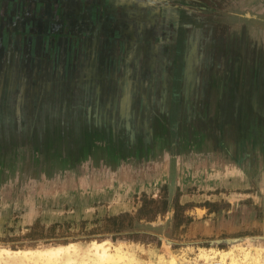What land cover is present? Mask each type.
<instances>
[{"label":"rangeland","instance_id":"374dc122","mask_svg":"<svg viewBox=\"0 0 264 264\" xmlns=\"http://www.w3.org/2000/svg\"><path fill=\"white\" fill-rule=\"evenodd\" d=\"M106 1L103 0L104 3ZM114 1L115 3H105L103 6L99 5L98 0H49V2L24 0L19 1L17 5L6 4V9L12 16L9 24L14 25L15 30L11 34L10 45L4 42L7 45L0 46V69L9 66L17 57L16 63L23 62V58L37 60L38 62L34 64L42 68V77L46 76L50 67L55 73H63L67 69L65 62L69 58V52L73 53L74 48L70 47L73 43L69 42L71 39L76 41V38L68 35L61 37L62 34L53 33L54 30L55 32L58 30V24L75 27L78 31L89 27H92L91 30H97L98 25L96 22V26L94 24L96 16L91 13L101 16L104 12L108 14L107 12L112 11L122 15L121 25H123L135 12L133 5L134 2L137 4V0ZM143 1L142 4L148 2L150 6L144 8L142 12L145 13L147 9L153 10L152 14L158 23L149 22L148 26L150 29L148 38L152 43L151 57L159 56L156 52L157 46L163 48L161 55L167 52L175 53V49L177 53L176 62L172 67L168 66V71L171 69L170 72L176 75V80L167 82L170 84L169 87L174 85L175 95L173 96L172 88H169L166 92H159L156 98L146 97L147 105L141 99L138 102L137 98L134 103L139 110L133 114L135 118H132L133 115L129 112L127 123L135 122L140 124L143 130L148 129L147 135H144L143 131L147 139L145 143L139 141V138L138 140L134 138V142L131 143L127 132H122L123 140L119 143L113 144V142L106 145L99 142L94 145L95 149L87 150V141L89 138L92 139L90 135L97 132L95 135H98L100 140L101 132L99 131L107 127L111 128L108 122L111 118L108 119L105 112L100 115L94 113L98 119L96 121L93 115L94 122L87 119L86 109L78 106L75 120L70 124L69 129L60 125L59 135L63 138H60L57 143L58 153L53 152L54 155L49 157L41 156L34 152L33 144L21 142L17 147L13 144L15 139L19 142L25 140L23 135L13 130L11 126L13 122L24 125L25 110L18 112L13 110L14 114H12L5 107L6 110L0 111V264H35L36 262L38 264H102L101 261H97L94 241H109L106 245L113 254L117 253L118 249H122L124 258L117 264H264V219L255 218L252 209L246 207L238 209L247 199H251L253 205L264 208V129L257 127L252 130L250 125L251 119L264 118V110L261 108L263 113L256 112L259 106L258 101L257 103L252 101V107L250 103L244 106V98L236 96L233 111L224 114L222 106H217L223 105V101L221 102L219 95L221 94L218 89L220 86L215 84L217 83L215 79L210 87L203 88L201 92L203 98L200 102L196 95L192 97L191 102L197 103L195 107L183 103L180 114L173 117L174 120L172 119V108L177 102H183L189 90L193 88L190 83L183 93L184 98L182 97L181 76L184 57L182 59L181 52L186 47L184 48L182 41L175 47L178 38L175 35L177 34L176 21L179 22L178 19H181L189 24L188 46L189 52L191 50L190 56H193L195 61L201 58L199 48L202 43L213 44L215 52L218 51V46L222 47L219 55L218 52L216 55L209 54L215 58L216 65H213V68L218 73L217 78L221 80L224 74L229 72L231 74L233 63H235L236 73H240L243 50L251 68L256 64L254 52L256 51L259 55L260 51L264 52V49L261 50L264 41H260L259 38L260 45L257 48V39L252 33V28L248 26L245 32L244 26L241 25H264V9L261 10V14L253 10L258 7L253 5L257 0H171L172 6H169L168 0ZM181 6L184 7L183 11ZM191 6L196 7V12H192L195 8ZM227 6L239 13V18L231 14L212 12L214 8L222 10ZM16 9L22 13L19 17L16 13L15 18L13 12ZM81 15L85 17L82 21L79 20ZM129 21L131 22L132 19ZM202 22L211 25L212 28L208 31L194 26ZM17 28L20 29V34L16 33ZM106 31L109 36L116 39L120 37V33L113 26H108ZM242 32L247 33L243 46L240 49V45L236 46V43L234 45L240 53L237 52L239 54L234 56L235 59L226 57L229 62L224 68V63H219L218 60L219 57H223V47L228 41V36L233 33L232 40L236 42V39L241 38ZM61 38L64 40L62 50L57 47ZM166 38L168 40L161 41ZM91 39L82 37L83 42ZM23 42L27 45H23ZM159 42L166 44L164 46ZM79 51L78 56L85 60L81 67L82 72L94 71V69L96 72L98 65H91L95 59V53L90 55L87 50L84 51L85 53ZM3 54L9 59L5 60L6 62L3 61ZM192 60L190 57V61ZM55 61L56 63L52 64ZM5 68L2 70L3 74H0V79L4 78L5 73L8 72ZM188 69V72H196V69ZM37 71H30L24 76L21 74V79L19 78L21 82L16 90L23 89L31 92L34 88L33 84L40 79L36 77ZM108 73L115 74L114 71ZM248 74L250 75L247 72L246 75ZM79 77L77 72L73 76L74 83ZM119 78L125 82L123 90L130 94L127 84L133 83L130 76L127 73H121ZM29 80L33 81V84L30 85ZM160 83L161 81H158L157 84L160 85ZM0 84L4 87L5 80L1 79ZM61 87L64 91L67 90L63 83ZM160 87L163 90L162 86ZM82 101L85 106L87 101L83 98ZM153 101L158 103L152 107ZM173 103L174 106H172ZM5 105L2 103V106ZM144 107L147 109H143ZM58 115L61 116L59 113ZM56 123L68 125L66 119L63 120L62 117L61 121L57 120ZM123 126L122 128H127V131L130 130L129 125L123 124ZM222 129L224 134H230L231 138L223 142L220 148L222 151L214 153L211 151L213 147L211 144L218 140V133ZM64 131L66 134L63 133ZM172 131L180 136L178 138L181 139L184 148L191 145L192 141L195 143L194 136H200L197 142L204 144L208 150L205 149L204 153L196 154L191 151L171 156L170 151L174 142L172 140L175 137ZM194 131L196 135L193 134ZM253 131L257 134L254 135ZM83 141L87 143L82 147ZM129 144L133 145L134 153ZM15 147L16 152H14ZM65 154H69L68 159H64ZM165 184L168 186L170 198H173L180 187L183 193L182 202H219L221 207L226 208L229 205L228 215L223 212L209 213L208 209L203 210V207L194 208L192 212L188 211L187 214L193 217V222L187 226L173 227L171 240L179 244L176 247L165 237L162 244L157 245L131 241L117 242L112 238L104 237L108 233H89L93 228L100 226L91 221L95 217L121 211L135 213L144 194L160 199L163 195L161 189ZM172 218L173 213L170 211L164 217L154 221L152 225L161 224L163 232L170 226L169 221ZM37 219H40L39 229L44 226V232L39 230L43 236L47 234L53 222L63 223L61 239L46 241L41 238L35 241L25 236L29 232V226ZM82 219L88 221L87 228L84 230L81 228ZM87 236H91L89 239L98 236L101 238L78 240L75 242V247L65 248L58 256L50 254V251L46 252L49 260L46 256L42 259L40 254L23 252L67 245L61 243L63 238L73 240ZM233 237L235 239H232ZM210 241L215 244L224 242L225 248L199 245L201 242ZM14 250H22V252H11Z\"/></svg>","mask_w":264,"mask_h":264},{"label":"flooded vegetation","instance_id":"af4514ba","mask_svg":"<svg viewBox=\"0 0 264 264\" xmlns=\"http://www.w3.org/2000/svg\"><path fill=\"white\" fill-rule=\"evenodd\" d=\"M23 2L24 0H0V46L5 45L7 42L8 45H10L11 40V34L14 32V25L9 24V21L11 22V12H8L6 9V4H13ZM49 2V0H47ZM106 1V0H105ZM108 1V2H107ZM105 3H115L114 0H107ZM47 2V3H48ZM99 5L103 6L105 3L103 0H98ZM144 3L143 0H137V4H135L133 7H135V12L131 14L130 18H128V22L121 25L122 21V15H119V13H112V11L104 12L103 15H96L95 13H91L96 16V21H94V24L96 26V23L98 25L97 30H91L92 27H86L88 29H82L80 31L77 30L75 27H70L69 25H63L58 24V30H54L53 33H60L62 36L68 35L69 37L76 38V41L74 39H69L70 44L73 43V45H70V47L73 48V53L69 52V58L67 62H65V66L67 65V69L63 71V73H55L54 69L51 67L49 68V71L46 73L45 77H42V68L35 66L34 63L38 62L37 60L32 59H25L23 58V62H17L16 59L13 60L12 63L9 64V66L3 67L0 69V74H3L2 70L7 69L8 72L5 73V77L1 78L2 80H5V85L3 87L2 84H0V111L1 110H10V113L14 114L13 110L15 111H22L25 110L26 117L25 121L23 122L24 125L21 126L20 122L12 123L11 126L13 127V130L19 132V134L23 135V138L25 140L18 141L17 139L13 140V144H16L17 147L19 143H27V144H33V150L35 153L41 156H47L50 155L53 156L54 153H58V146L57 143L59 142L60 138H63V136H60L59 129H61L60 125L63 128L69 129L70 124L73 123L76 117V111L78 109V106H82L86 109V116L87 119L92 120L96 119L98 120L95 115L98 113L100 115L102 112H105L108 116L107 118L110 119L108 122L110 123V127H107L105 129L100 130L99 135H101V139H98V135H95L96 133H92L90 135L91 138H89L87 150L88 149H95V146L97 143H105L106 145L115 142L122 141L123 137L121 136L122 132H127L128 136L131 138V143L134 142V140L143 141L144 143L147 141L145 139L144 135H147L148 129L143 130L142 126L140 124H137L135 122L133 123H127V119L129 118V112L133 115L137 110V106L134 103L135 100L138 98L143 100V103H146V97L150 99V97L156 96L160 94L159 92L163 91L166 92L167 89L172 88L173 96L175 95L174 91V85L171 87L169 81H175L176 75L173 73L171 74V69L168 71V66H173V64L176 62L177 53L176 49L174 50L175 53L167 52L166 54H160L161 49H163L161 46H157L158 50L157 55L159 56H152V50L151 48V40L148 38L149 36V22L151 23H157L155 21V16L153 13V10L147 9L145 10V13L142 12L144 8H149L150 3ZM169 6H172L173 3L171 0H168ZM198 3V2H197ZM257 8H253L255 11H259L261 14V10L264 9V1L257 0L254 2ZM148 4V5H147ZM181 5V4H180ZM187 7V6H186ZM185 7V11L186 8ZM194 10L192 12H196V7L191 6ZM21 8V7H20ZM184 7L181 6V11H183ZM93 11V10H92ZM188 11V10H187ZM95 12V11H94ZM212 12L217 13H226L231 14L232 16H236L239 18L237 13L234 9H231L227 6V8H224L220 10L219 8H214ZM15 18L16 13L18 14V17L21 16V11L14 10ZM183 13V12H182ZM146 16H145V15ZM24 16L26 14H23ZM94 16V17H95ZM144 19H143V18ZM154 17V18H153ZM84 16H80L79 20H84ZM132 19L130 22L129 20ZM147 19V21L145 20ZM179 22L176 21L177 24V34L176 37L177 41L175 42V47L177 45H180L181 43L184 44V50L181 52V57L183 59L184 57V68L182 67V76L181 79L183 80V90H182V97L183 93L185 92V88L191 83L192 89L189 90V94H187V97H183V102H177L176 106L172 108V119L173 117H177L181 110V105L184 103H188V105L191 107H195L197 103H192L191 99L194 95H196L199 102L203 98L201 92L203 91V88L210 87L212 82H215V79L217 83L216 85L220 86L218 89L220 90L219 94L221 96V102L223 105H217L222 106V110L224 114H229L233 111L235 107V97L242 96L244 98V106L248 105L250 103V107H252L251 102L257 103L258 105L256 108V112H262L264 110V52L260 55L255 53V61L256 64L253 68L249 66V63H247L244 50L243 53H241L242 56V68L240 69V73H236V67L235 63H233L232 72L230 74L226 73L221 77V80L219 77L217 78V71L215 68H213V65H216L214 56L218 52V55L220 51L222 50L221 46H218V51L215 52V48L213 47V44L210 43H202L200 46V52H201V58L195 61L193 56H190L191 50L189 52V46H188V25L186 22H183L181 19H178ZM96 22V23H95ZM137 22V24H136ZM23 23V21H22ZM110 24V25H109ZM158 24V23H157ZM24 24H22L23 26ZM245 32L247 30V27L250 26L252 28V33L254 34L255 38L257 39V44L259 48L260 41H264V25H255V24H248L244 25ZM94 26V27H95ZM108 26H113L117 31L120 33V37L116 39L115 37L109 36L106 28ZM124 26V27H122ZM198 29H211V25H207L206 23H196L194 25ZM226 27V26H225ZM24 28V26L22 27ZM165 30V29H164ZM240 30V29H239ZM209 31V30H208ZM243 31V30H242ZM20 32V29H16V33ZM166 32V30H165ZM15 33V34H16ZM260 33V34H259ZM64 34V35H63ZM247 33H240L241 38L239 40L236 39V42L232 40L233 33L228 36V41L226 42L224 48L225 53L222 52L223 57H219L218 62L224 63V68L227 66L229 60L226 57L235 59V55L239 54L240 51L236 49L234 46L236 43V46L240 45L243 46V43L246 41ZM84 35V36H82ZM92 35V37H91ZM244 36V37H243ZM82 37L85 38H92L90 41H82ZM244 41H243V38ZM260 38V41H259ZM182 39V40H181ZM165 40L161 41H166ZM259 41V42H258ZM64 40L61 38L58 43V48L63 49ZM161 45H164L166 43L159 42ZM6 44V45H7ZM22 44V43H21ZM238 44V45H237ZM23 45H27L23 42ZM261 49V48H260ZM264 49V45L261 50ZM79 50L82 52H90L91 54L95 53V59L91 63L92 66H97V71L95 72L87 71L82 72V65H84V59H81L79 55ZM173 51V50H172ZM264 51V50H263ZM25 52V51H24ZM84 52V53H85ZM103 52V53H102ZM239 52V53H237ZM3 61L9 60L5 54H3ZM190 57L194 60L190 61ZM211 57V58H210ZM32 60V61H31ZM61 61V60H60ZM6 62V61H5ZM22 63V64H21ZM53 62L52 64H55ZM192 66V67H191ZM247 66V68H246ZM38 67V68H37ZM188 68L194 70L196 69L195 73L188 72ZM38 70V71H37ZM30 71H37L38 74H36V77H40L35 84H33V81H31L29 84H33L34 88L31 90V92H27L25 90L19 89L16 90L17 85L21 82L20 75L24 76ZM115 72V74H111L108 72ZM224 71V70H222ZM242 71V72H241ZM79 72L80 77L74 83L73 76ZM121 73H127L133 83L128 82L129 85L130 94L126 93L125 90H123V82L120 78ZM174 72V69H173ZM250 73V75H246ZM35 75V74H34ZM106 75V76H105ZM119 75V76H118ZM18 78V79H17ZM20 78V79H19ZM0 79V80H1ZM8 79V80H7ZM17 79V80H16ZM25 79V78H24ZM36 79V78H35ZM155 80V82H154ZM158 81H161L160 85H158ZM190 81V82H187ZM64 84V86L67 87V90L64 91L61 87V84ZM167 83V84H165ZM56 84V88H54ZM162 84V85H161ZM27 85V84H26ZM163 90L161 89V87ZM60 87L62 89H60ZM205 89V88H204ZM79 93V94H78ZM40 95V96H39ZM41 95L42 98H41ZM226 96V97H225ZM3 98V99H2ZM82 98L87 101V104L84 106ZM257 99V100H255ZM155 100V99H154ZM174 100V99H173ZM31 102V104L29 103ZM136 102V101H135ZM2 103H5V106H2ZM82 105H81V104ZM158 101H153V105L157 104ZM9 104V105H8ZM241 105L242 104H238ZM155 106V105H154ZM174 106V103L173 105ZM146 107V106H145ZM143 109H147V108ZM99 108V109H98ZM125 108V110H123ZM263 109L262 111L260 109ZM251 109V108H250ZM155 110V109H154ZM116 111V112H115ZM153 111V108H152ZM61 112V113H60ZM154 112V111H153ZM254 112V114L256 113ZM58 113L61 115L59 116ZM95 113V115H94ZM263 113V112H262ZM90 116L88 117V115ZM116 114V115H115ZM130 114V116H131ZM94 115V118H93ZM176 115V116H175ZM62 119H66V125L65 123H56V121ZM110 117V118H109ZM134 115L132 116V118ZM135 118V117H134ZM106 120V119H105ZM174 120V119H173ZM95 122V120H92ZM126 121V122H125ZM129 125L128 128L130 130H126L125 128H122L123 124ZM251 122V128L252 130H255L257 127H261L264 129V118H258L256 117L254 120H250ZM55 124L56 127H55ZM124 127V126H123ZM142 127V128H141ZM14 128H19L14 129ZM92 130V129H90ZM144 131V135H143ZM177 131V129H176ZM63 133L66 134L64 131ZM175 135L174 142L171 147L170 154L171 156H177L178 154L181 155V153H187L193 151V153L198 152H205L204 150H208V147L204 146V144H199L197 142V139H200L199 136H194L195 143L192 141L191 145L187 146V148H184V144H182L180 136L177 134V132H171ZM199 133V132H197ZM254 135L257 134L256 131H253ZM196 135V131L194 133ZM230 134L226 135L224 134V129L219 131L218 133V140H216L214 143L211 144V151H214V153H218V151H222L223 142L226 141L228 138H231L229 136ZM172 136V135H171ZM128 137V138H129ZM173 137V136H172ZM179 137V138H178ZM16 138V137H14ZM133 138V139H132ZM135 138V139H134ZM177 138V139H176ZM21 140V139H20ZM48 140V141H47ZM235 140V138H234ZM86 142V143H87ZM83 141V144L81 146L83 147L84 144H86ZM130 145V144H129ZM137 145H135L136 147ZM149 146V145H148ZM16 147L14 152H16ZM114 147V146H113ZM130 149L134 151V147L131 144ZM116 148V147H115ZM136 149V148H135ZM203 149V150H202ZM13 152V153H14ZM264 152V150H263ZM12 155L14 156V154ZM184 154V155H185ZM12 156V157H13ZM64 159H68L69 154L64 155ZM107 161V160H106Z\"/></svg>","mask_w":264,"mask_h":264},{"label":"trees","instance_id":"16d2710c","mask_svg":"<svg viewBox=\"0 0 264 264\" xmlns=\"http://www.w3.org/2000/svg\"><path fill=\"white\" fill-rule=\"evenodd\" d=\"M130 1V0H129ZM163 195L160 199H155L148 197L146 194L143 195L141 199V204L138 207L137 211H121L112 214H104L101 217H95L91 220L96 225H100L96 229L93 228L90 230L91 233L98 232L108 233L104 237L112 238L113 241H116L119 238H126L131 242H140V243H155L157 245L162 244L164 237L167 241L171 242L175 247L179 244L174 243L173 239V227L179 228L182 226H187L193 222V217L187 214V212L194 207H206L209 213L220 214L223 212L225 215H228L229 205L227 207H221L219 202H205V203H193V202H182L181 197L183 195L181 188L178 187L176 194L173 198H170V193L167 184L162 187ZM246 207L252 209L254 217L257 219H264V208L257 205H253L251 199H247L242 202L241 206L238 209ZM228 209V210H227ZM227 210V211H226ZM172 211L173 218L169 221L170 226L162 232V225L153 226L152 223L160 217H164L168 212ZM225 211V212H224ZM87 220H81V228L84 230L87 228ZM61 222H53L49 226V230L45 236L41 235L40 231L44 232V226L40 227V219H37L33 224L29 226V232L25 234L30 240L46 239L49 240H60L62 235ZM69 226V224H68ZM154 228V229H152ZM151 229V230H150ZM100 230V231H98ZM108 235H111L110 237ZM91 236L83 238H74L73 240H68L63 238L61 240L62 244H68L70 242H76L78 240H94L100 239L101 237L91 238ZM67 239V240H66ZM232 239H235L234 237ZM201 246H218L225 248L224 242H219L215 244L214 242H201Z\"/></svg>","mask_w":264,"mask_h":264},{"label":"bare ground","instance_id":"6f19581e","mask_svg":"<svg viewBox=\"0 0 264 264\" xmlns=\"http://www.w3.org/2000/svg\"><path fill=\"white\" fill-rule=\"evenodd\" d=\"M107 242H109V241H103V242L94 241L95 253H96V256H97V261L98 260L101 261L102 264H117V262H120L124 258V253H123L122 249L121 250L118 249L117 253H115V254L111 253L110 249L106 245ZM75 245H76L75 242H71L70 244L59 245V246L52 247L50 249H33V250H26V251H23V252H25L26 254H29V253L40 254V255H42V259H43L44 258L43 256H46V254H48L49 251H50V254H52V255L55 254V256L56 255L58 256L59 254H61V252H63V250L65 248H73V247H75ZM11 252L21 253L22 250H14V251H11ZM46 252H48V253H46ZM27 256H25V257H27ZM30 256H34V255H30ZM53 258H56V257H53ZM32 259H34V257ZM40 259H41V257H40ZM48 260H49V258H48ZM42 263H44V261ZM170 264H173V263H170Z\"/></svg>","mask_w":264,"mask_h":264},{"label":"water","instance_id":"95a60500","mask_svg":"<svg viewBox=\"0 0 264 264\" xmlns=\"http://www.w3.org/2000/svg\"><path fill=\"white\" fill-rule=\"evenodd\" d=\"M127 241H129V240L126 239V238H119V239H117V242H127Z\"/></svg>","mask_w":264,"mask_h":264},{"label":"crops","instance_id":"0c3cea01","mask_svg":"<svg viewBox=\"0 0 264 264\" xmlns=\"http://www.w3.org/2000/svg\"><path fill=\"white\" fill-rule=\"evenodd\" d=\"M194 208H196V209L198 208V209H199V208H201V207H197V206H196V207H194ZM194 208L190 209L189 211L192 212ZM205 208H206V207H203V210H205Z\"/></svg>","mask_w":264,"mask_h":264}]
</instances>
